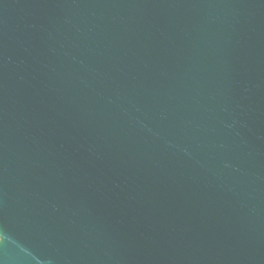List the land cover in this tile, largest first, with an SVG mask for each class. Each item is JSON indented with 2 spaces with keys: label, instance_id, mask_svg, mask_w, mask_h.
<instances>
[{
  "label": "water",
  "instance_id": "obj_1",
  "mask_svg": "<svg viewBox=\"0 0 264 264\" xmlns=\"http://www.w3.org/2000/svg\"><path fill=\"white\" fill-rule=\"evenodd\" d=\"M0 264H264V0H0Z\"/></svg>",
  "mask_w": 264,
  "mask_h": 264
}]
</instances>
